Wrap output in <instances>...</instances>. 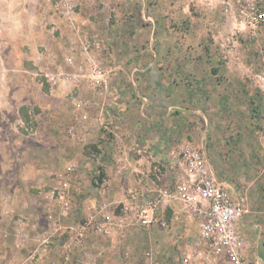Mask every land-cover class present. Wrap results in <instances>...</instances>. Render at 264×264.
<instances>
[{
	"label": "rangeland",
	"instance_id": "rangeland-1",
	"mask_svg": "<svg viewBox=\"0 0 264 264\" xmlns=\"http://www.w3.org/2000/svg\"><path fill=\"white\" fill-rule=\"evenodd\" d=\"M253 7L264 14V0H0V264H207L175 197L166 201L186 221L161 207L167 229L129 224L110 237L88 232L71 253L62 248L69 227L97 217L104 202L117 213L127 199L100 160L115 152L113 169L126 171L125 141L111 126L124 125L126 104L142 106L141 149L161 144L163 187L178 181L166 169L180 162L186 178L182 148L204 152L213 176L242 197L245 222L256 224L241 235L252 257L242 252L244 260L264 264V20H252ZM129 77L138 79L133 89ZM66 172L68 208L52 206L49 218L45 194ZM145 173L132 186L153 178V168ZM49 229L48 247L32 241Z\"/></svg>",
	"mask_w": 264,
	"mask_h": 264
},
{
	"label": "built area",
	"instance_id": "built-area-1",
	"mask_svg": "<svg viewBox=\"0 0 264 264\" xmlns=\"http://www.w3.org/2000/svg\"><path fill=\"white\" fill-rule=\"evenodd\" d=\"M252 10V20L263 22L264 14L254 10V7ZM179 154L186 165L185 179L176 181L169 190L159 185L161 170L154 167L153 178H149L147 174L148 183L141 186V177L137 185L130 188L126 201L118 207L117 213L113 212L110 203L104 202L97 212V217H89L83 223L69 227L66 232L69 240L62 248L71 253L81 244L88 232L110 237L116 231L124 232L129 224L144 230L167 229L170 223L161 212V204L168 198L175 197L197 223V236L204 246L202 258L207 264L215 256L226 260L227 264H247L242 256L243 239L237 229L245 213L243 204L234 200L217 184L203 151L184 147ZM56 182L44 197L49 218L52 217V206L61 205L67 209L69 203L67 198L71 189L70 173L57 175ZM102 186L109 187L110 180L103 178ZM16 223H19L20 227L25 225L24 217H20ZM53 226L55 225L52 224ZM51 229L42 234L33 231L32 241L39 247H48L53 243L54 234L50 233ZM32 230H36V227L33 226ZM146 256L149 260L152 259L150 253Z\"/></svg>",
	"mask_w": 264,
	"mask_h": 264
},
{
	"label": "crops",
	"instance_id": "crops-1",
	"mask_svg": "<svg viewBox=\"0 0 264 264\" xmlns=\"http://www.w3.org/2000/svg\"><path fill=\"white\" fill-rule=\"evenodd\" d=\"M113 67V66H111ZM116 79V78H115ZM129 82H130V88L133 89V85L134 84H138V79H134L132 77L128 78ZM119 84L120 82L116 80V82H112V85H116ZM111 89H115L114 87H111ZM111 102L114 104L113 100H111ZM132 104H126V105H121L122 107L120 108L122 115L125 117L126 122L124 123L123 126L119 127V126H113L114 131H117L118 134L120 135V137L125 141V152H124V159L122 160V164L125 165V169L126 171L121 175L119 171H116L113 169V166L116 163L115 159V152L112 155L111 159H107V155L104 154L103 156L104 159H100L102 161L103 166L105 165V167H107L106 170V174L110 175L112 177V182H113V190H115L117 192L118 195L120 196H127L128 191L130 190V188H132L134 182L136 181L135 178L138 177L137 172H150L151 168L156 167V163L155 161H161L162 163H164V159H160L159 157V150L161 149L160 147V143H158L157 140L153 141V137H151V139H149V143H151V141H153L152 143L154 144V146L152 147L151 151H144L142 150V146L140 145V143H142V141L140 142L141 138H143V131H141V129H139V125L140 123L143 122V117H144V113H143V109L142 106L141 107H132L130 106ZM110 121V120H108ZM111 123V122H110ZM141 126V125H140ZM143 127V126H142ZM144 128H142L143 130ZM145 142L147 143V140L150 136L153 135V132H148V128H146L145 130ZM97 136L98 134L95 132V134L93 136ZM96 138V137H95ZM99 140L100 142L102 141L101 139V135H99ZM103 138V136H102ZM143 140V139H142ZM181 143L186 144V140L182 139ZM110 156V155H109ZM205 159L208 163V160L206 158V155L204 154ZM101 158V156H100ZM99 160V159H98ZM97 160V161H98ZM100 161V162H101ZM171 165H173V163H171ZM181 162L179 163V168L176 170H169L168 168L166 169V172L169 173H173V175H178V180L180 176H184L185 172L183 173L182 168H180L181 166ZM209 165V164H208ZM176 166H178L176 164ZM185 171V169H184ZM145 173V174H146ZM162 175L160 174V181H159V185L162 186ZM215 181L217 182V184L222 187L223 189L225 188V190L229 187L228 184H226V180L222 177H216L214 175ZM136 184V183H135ZM227 187V188H226ZM227 191V190H226ZM232 198L234 200H237L241 203H243V199L242 197L236 195V194H231ZM163 209L167 210V214L168 215H174V214H178L179 215V220L182 221H186V215L187 213L185 211H183V209L180 211V207L179 205H176L175 202H173V200H168L165 201L164 203H162L161 206ZM162 208H161V212H162ZM167 208H169L170 210L173 211V213H171L170 210H168ZM63 214V213H62ZM187 217L189 218L190 216L187 215ZM186 223V222H185ZM193 223L195 224V228L197 230V223L194 221L193 219ZM183 224V223H182ZM187 225V224H185ZM237 229L240 232V234L242 236H245V231H254L256 230V224H250L248 222H245V217L243 216V218L240 220V222L237 225ZM183 230V229H182ZM248 246H250V242L248 241ZM247 245L245 246V250L243 252V256L245 258V260H251L252 257H249L250 255V250L246 249ZM0 258H3L2 256H0Z\"/></svg>",
	"mask_w": 264,
	"mask_h": 264
}]
</instances>
